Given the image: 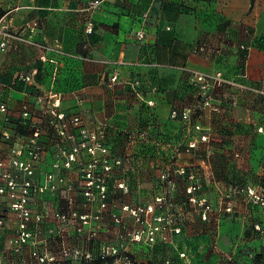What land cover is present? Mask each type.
Instances as JSON below:
<instances>
[{
    "label": "crops",
    "instance_id": "crops-1",
    "mask_svg": "<svg viewBox=\"0 0 264 264\" xmlns=\"http://www.w3.org/2000/svg\"><path fill=\"white\" fill-rule=\"evenodd\" d=\"M90 1L0 0V38L7 31L31 42L9 39L0 49V104L7 107L0 114V132L8 131L19 147L39 129L42 166L65 173L79 187L78 164L66 170L60 158L61 150H71V142L61 141L53 126L56 119L47 111L59 95L66 133L75 132L69 120L80 112L82 126L107 148L98 156L119 162L107 174V207L96 239L88 241L86 229L79 238L67 228L65 240L55 238L49 248L57 253L63 245L79 246L97 252L101 243L116 245L119 231L111 215H122L130 225L123 205L165 195L181 229L176 244L129 243L134 262L174 264L177 252L185 251L194 264H216L228 254L234 257L230 264H264L263 205L236 198L232 214L216 211L230 185L264 186V132L257 131L264 127V0H102L96 10L89 9ZM88 22L90 34L85 32ZM42 55L54 61L42 62ZM214 70L237 76L261 93L223 88L215 93L222 112H200L189 72ZM21 74L31 80L19 81ZM185 110L209 130V145L185 151L186 124L180 118ZM24 111L29 116L20 124ZM89 159L80 156L83 163ZM174 165L191 170L200 194L215 205L207 221L186 203V178L172 172ZM163 172L173 187L161 181ZM77 199L85 203L82 195ZM95 210L92 203L79 213ZM8 248L0 246L2 264H22L15 257L22 251L12 253V262L5 260Z\"/></svg>",
    "mask_w": 264,
    "mask_h": 264
},
{
    "label": "built area",
    "instance_id": "built-area-1",
    "mask_svg": "<svg viewBox=\"0 0 264 264\" xmlns=\"http://www.w3.org/2000/svg\"><path fill=\"white\" fill-rule=\"evenodd\" d=\"M102 0H91L88 4L89 9L96 10L99 8ZM87 34L92 33V23L88 22L85 27ZM138 39L143 38V33L138 32ZM9 39H17L20 42H28L26 39L17 38L11 33L4 31L1 33L0 49L7 47ZM13 47V46H12ZM40 61L54 60L47 59L44 55L39 57ZM116 75L111 78L112 82L116 81ZM18 80L28 83L31 80L29 74L19 75ZM189 82L196 89L198 97V110L200 112L208 111V113H221V107L215 103L214 92L217 88L233 87L240 91H257L253 87L238 83L232 79H226L222 72L214 70L211 72L190 71ZM138 82H134L136 86ZM261 93L260 91H257ZM41 99L39 98V101ZM61 98L54 95L53 101L47 111L55 120L54 128L58 136L71 142V150H61L60 158L62 159L63 168L70 170L74 163L78 164V172L80 174V189L82 197L89 203L96 205L94 212L79 213L76 211H55L50 217L61 224L57 230V237L54 231H48V235L42 237L41 231L37 225L43 221V215L33 212L28 207L29 197L31 193L44 192L47 189L54 188L56 184H62L67 191L72 190L73 184L67 182L64 177H55L53 174L46 175L44 182L36 185L30 176L34 172V165L38 163L42 156V145L39 141V129H35L21 146L16 147L12 143V137L8 131L0 132V196L6 195L9 199L10 209L17 216L16 235L10 239V247L15 254L20 253L23 248L28 247L29 256L32 264H67L71 262H79L80 264H91L99 262L100 264H132L129 259L128 244L140 243L148 246L155 244L174 245V236L181 232L180 227L176 224L175 216L170 211L165 195L154 197L151 202L139 205L129 206L123 205L121 211L127 213L131 218V224H127L123 220L122 215L112 214L113 223L122 231L119 235L120 243L118 245H107L101 243L97 252L83 249L79 246L63 245L59 252H52L49 244L55 238L65 240L67 237V226L70 223L74 225V233L76 237H81L84 231H90L87 235L88 240H95L97 237L96 227L102 218V212L107 207V174L111 171L112 164L104 157L98 156V153H107V148L103 146L97 139V136L83 125L81 113L73 115L69 123L75 129L74 133H66V124L64 122L65 114L59 111ZM7 107L0 104V114H5ZM176 115V112L173 113ZM27 111L21 113L20 124H25L28 119ZM181 120L186 124L184 126L187 132V140L185 151L195 150L199 144L209 145L211 136L209 130L204 128L199 122L195 121L191 116L190 110L180 112ZM258 132H264V127L257 128ZM8 154L10 159L7 161L4 156ZM81 154H87L90 159L83 163L80 160ZM172 172L179 176H185L186 186V203L190 205L192 211L199 215L204 222L209 218V214L215 211V205L208 197L200 194V186L197 182L195 174L181 165H174ZM23 175V179L18 178ZM160 179L166 180L170 187H173V181L163 172ZM119 188H123L121 184ZM236 198H242L253 205L264 207V186H255L250 183L243 185H230L221 195L218 202L219 208L216 211H223L226 214H232L234 210V201ZM0 215V225H1ZM258 229L257 226H255ZM86 229V230H85ZM181 264H194L190 253L181 251L178 253ZM233 255L224 256V260L216 261V264H230ZM2 256L0 255V264H2Z\"/></svg>",
    "mask_w": 264,
    "mask_h": 264
},
{
    "label": "rangeland",
    "instance_id": "rangeland-1",
    "mask_svg": "<svg viewBox=\"0 0 264 264\" xmlns=\"http://www.w3.org/2000/svg\"><path fill=\"white\" fill-rule=\"evenodd\" d=\"M7 44H8V41H7ZM4 158L8 161L10 159V156L8 154H5ZM44 159L45 158L42 155L40 160L37 161L38 163H35L34 172L30 176V179L36 185H39L42 182H44L46 175L51 173L55 177L60 176V177L66 178L65 180H67V182H69V183H72L74 188L70 191H67L62 184L58 183L55 185L54 188L47 189L44 192L31 193V196L29 197V201H28V207H30V209L33 212H38V213H41L43 215V221L37 225L38 230L41 231L42 237H45V234H44L45 231H47V233H48V231H57V229H59V226L61 225L59 222L53 220L50 217L51 213H53L55 211L82 212V209H85L86 207H89V205H92V203L89 204L86 200H85V203L81 204V201H79L77 199L78 197L81 196L80 195L81 189L79 188L80 186L78 187V185H75L71 181L72 178L67 177V175L63 172H57L55 174L53 172L45 170V167L42 166L43 165L42 163H44ZM24 177L25 176L21 175L18 178V182L20 181V179H23ZM167 204H168L170 211H172V205L169 202H167ZM136 205H139V204H136ZM190 209H191V207H190ZM173 212L174 211H172L171 213H173ZM0 215H1V222H2L0 225V246H4L6 244L7 247H9L8 248L9 250H7V252H6L7 257L5 254V260L7 258L12 262L15 259L14 255H13L15 253L12 252L9 241L11 238H13L16 235V225H17V221H19V220H17V216L14 213V210L12 211L10 209L9 199L6 197V195L0 196ZM118 215H120V214H118ZM174 216H175V214H174ZM123 220L126 222V220L124 218H123ZM175 222L177 224V220H175ZM67 227L71 229L70 231H74L73 223H70ZM115 227L117 228L116 231H119V235H120V233L122 231L116 225H115ZM256 230H260V229H256ZM119 235H118V243L116 245H118L121 242L119 239ZM216 251L219 252L218 246L216 247ZM0 255H1V252H0ZM15 257H19V260L21 261L22 264H28L27 261H29V259H30L28 247L23 248L20 256H15ZM3 259H4V257H2V260Z\"/></svg>",
    "mask_w": 264,
    "mask_h": 264
},
{
    "label": "trees",
    "instance_id": "trees-1",
    "mask_svg": "<svg viewBox=\"0 0 264 264\" xmlns=\"http://www.w3.org/2000/svg\"><path fill=\"white\" fill-rule=\"evenodd\" d=\"M200 49V48H199ZM241 49L244 51V56L246 57V53H247V48L244 46V47H241ZM220 72H222V74H223V76L226 78V79H232V80H235V81H237L238 83H244V84H246L245 82H243L242 81V79L240 80V78H238L237 76H227V75H225L224 74V72L222 71V70H219ZM242 77V76H241ZM191 85V84H190ZM192 86V85H191ZM192 88L194 89V91H195V94H196V89L192 86ZM223 88H227V87H221V88H217L216 90H215V92H214V96H215V93H216V91L217 90H220V89H223ZM196 97H197V95H196ZM216 97V96H215ZM214 97V98H215ZM197 100H199L198 99V97H197ZM216 103V102H215ZM216 104H218V103H216ZM219 105V104H218ZM220 107H221V105H219ZM221 109H222V107H221ZM243 184H246V183H243ZM243 184H236V185H243ZM234 185V184H233ZM256 226V225H255ZM255 226H254V228H255ZM174 242V245L176 244V241L174 240L173 241ZM158 244H159V242H158ZM158 244H155V245H158ZM159 245H163V244H159ZM174 245H170V246H174ZM178 253L179 252H177V260L174 262V264H181V260L179 259V257H178ZM128 256H129V259L131 260V262H132V264H143V263H136V262H134L133 260H132V257L130 256V254H128ZM233 259H234V257H233ZM91 264H100V261L99 262H93V263H91ZM145 264H150V263H145ZM165 264H172V262H168V263H165Z\"/></svg>",
    "mask_w": 264,
    "mask_h": 264
}]
</instances>
